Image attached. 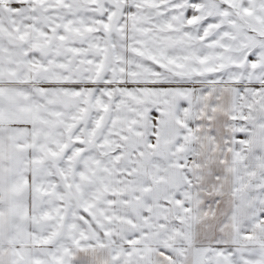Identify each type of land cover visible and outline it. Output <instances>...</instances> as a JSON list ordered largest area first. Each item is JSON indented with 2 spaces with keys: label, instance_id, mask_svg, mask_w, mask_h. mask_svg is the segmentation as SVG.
I'll return each mask as SVG.
<instances>
[{
  "label": "snow or ice",
  "instance_id": "snow-or-ice-1",
  "mask_svg": "<svg viewBox=\"0 0 264 264\" xmlns=\"http://www.w3.org/2000/svg\"><path fill=\"white\" fill-rule=\"evenodd\" d=\"M0 264H264V0H0Z\"/></svg>",
  "mask_w": 264,
  "mask_h": 264
}]
</instances>
